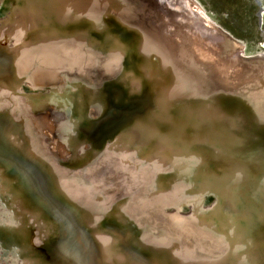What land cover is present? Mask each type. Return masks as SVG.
<instances>
[{
  "label": "bare ground",
  "instance_id": "6f19581e",
  "mask_svg": "<svg viewBox=\"0 0 264 264\" xmlns=\"http://www.w3.org/2000/svg\"><path fill=\"white\" fill-rule=\"evenodd\" d=\"M155 1L0 0V95L23 105L11 113L0 101V140L10 134L11 143L18 136L27 143L0 160V178L14 182L17 197H0V248L9 263L101 264L107 253L116 264H264V77L247 79L259 62L239 57L243 47L222 28L209 31L196 0ZM75 45L91 55L85 69L63 50ZM40 47L60 60L38 59ZM108 51L122 59L112 72L99 64ZM131 52L138 64L128 68ZM148 80L156 92L135 101ZM23 81L33 93L23 95ZM116 133L121 145L101 150ZM49 138L69 156L51 151ZM122 147L127 153L118 156ZM135 150L144 161L131 173L123 163ZM189 153L199 157L198 170ZM36 162L53 176L51 190ZM125 184V197L105 212ZM185 186L191 190L170 203ZM11 200L22 201L18 211ZM29 214L38 218L32 236ZM168 237L182 242L168 247Z\"/></svg>",
  "mask_w": 264,
  "mask_h": 264
},
{
  "label": "rangeland",
  "instance_id": "374dc122",
  "mask_svg": "<svg viewBox=\"0 0 264 264\" xmlns=\"http://www.w3.org/2000/svg\"><path fill=\"white\" fill-rule=\"evenodd\" d=\"M160 1L165 3V4H168V5L173 4L174 2L175 3L177 2V0H160ZM168 1H170L171 3L168 2ZM150 2H152V0H150ZM195 2L198 4L199 7L201 6L200 10L203 11L204 14L207 16V18L210 20L208 22L210 24V26H211V24L219 26L225 32L229 33L231 35V37L234 38L237 41L238 44L237 43H235V44L238 45L239 49L241 47H243V51H244V53L242 55L243 58L249 59V58H252V57H254L256 55V57L252 58L251 60H258V62H259L258 66H255L254 74L251 73L249 76H247V79L248 80H253L255 78H262L260 76L264 77V0H196ZM135 4H136V7H138V3L136 2ZM6 42L11 44L12 43V39L9 38V39H7ZM232 49H234V47L233 46H229L228 50L234 51ZM259 54H261L262 56L261 55L259 56ZM257 55H258V57H257ZM129 56H131L130 59H129ZM249 56H252V57H249ZM247 57H249V58H247ZM251 60H248L247 62H250ZM137 64H138V56H135L134 52H131V54L128 55V57L125 60V65L128 68H130V67L136 66ZM120 67H121V65H120ZM119 68H117V69H119ZM69 75H75V74L74 73H66L64 77H68ZM161 76L162 75L157 76L156 79L157 80L159 79V80L163 81V77H161ZM101 77L103 79H105V78L107 79V78H111L112 76L106 74V75H103ZM88 80L91 81L92 79H88ZM149 80L145 83L146 84V86H145L146 88H144V90L142 91L143 93H141L140 95H138V96H136L134 98L135 101H141V99L144 97V95L146 93V89L147 90H149V88L151 89L150 86L152 85L153 81H149ZM125 88L124 89L122 88L123 90L121 88L120 89H121V91H123L125 93L127 91V89H128L127 85H125ZM20 90L23 93V95H25L26 92L27 93H33L34 92V91H30V89H28L26 87V84L24 83V81L21 82ZM118 91H119V89H118ZM151 91L153 93H155L156 92V88H152ZM0 96H1L0 97V101L4 100L2 102V104H1L2 107H4V108L7 107V109H9L11 111V113L15 109H16V111L17 110L21 111V112L23 111V107H22L23 105H22V103H21V101L19 99L16 102H14V101H11L10 97L7 98V96L5 97L4 95H0ZM149 101L150 100L147 99V101H145V104H148ZM9 105H12V107L9 106ZM17 106H20V110H19V107H17ZM0 109H2V108L0 107ZM56 115L59 116V114H56ZM43 119L45 120V118H42V120ZM44 120H43V124L45 125V123H47L48 125L44 126L42 123H40V124H41L43 129L46 128L48 130V133L51 136L53 134V127L51 126V124L47 120H45V121ZM119 134L120 133L114 134V137L112 138V140H109L107 143L103 144V146H102L103 148L101 147V150L105 151L106 149H110L109 147L115 148L116 146H120L121 145L120 141H117V137H118ZM4 135H5V137L2 140H0V160L6 154H8L9 151H13V152L15 151L14 153H18V152L23 153V152H25L22 149L27 144L26 141L25 142H19V139H21L22 137L19 138V136H18L17 137L18 141L14 139V144H15L14 145L13 143H11V138L12 137H10V134H8V135L4 134ZM44 143L47 146H49L48 148L51 151H56V153L61 154L60 156H63V158H66V157L69 156L68 155L69 153H66L64 151V149L59 148V145H57L58 143H57V141H55V139L52 140V138H49L47 141L45 139ZM60 149H61V151H60ZM126 153H127V148L122 147L121 149H119L118 156H123ZM186 157H187V160L189 161L188 163H190V164L192 163V165L189 164V166H191L194 170L195 169L198 170L199 169V164H200L199 157L197 155H195L194 153H189ZM213 157L214 158L215 157L218 158L219 156L213 155ZM209 159H212V158H209ZM209 159H207V160H209ZM228 159L230 161H233V160L235 161L237 158L234 155H230V157H228ZM143 161H144V158L135 150L134 152H132L130 154V159L128 160V163H123V165H126V167L128 169V172L132 173L133 170L137 169V165H139V163H143ZM249 161L250 160L244 161L243 163L246 164V165H250ZM92 162H93V160L88 161L82 167V170L86 166L91 164ZM214 162H215V160L212 161V163H214ZM36 163L37 164H34L33 166L35 168L38 167V169L41 170V172L42 171L45 172L46 176H45V180H44L43 184L49 190H51V187H52V184H53V176L50 174V172H48V170L45 169L44 166L40 165V163H38V162H36ZM240 165L242 166L243 164H240ZM224 166H226V165H224ZM251 167H255V163H252ZM157 176H159V174H157ZM84 179L86 180V182L88 184H90V185L94 184V180L91 177H89L87 175H84ZM0 180L4 184V187H2L0 189V197L2 199L7 200V201L9 199L16 200L17 197L15 196V192L12 189L13 187H15L14 186L15 185L14 182L10 181L9 179L8 180L10 182H8L6 179H1L0 178ZM190 182H192V181H189V182H181L180 181L179 183L188 184ZM118 184H119V180L117 178H112L109 186L114 188V187H117ZM128 187L129 186H127L125 184L124 188L120 187L114 192L112 200L110 202H108L107 205H106L107 207L105 209V212L107 211V208H109L111 206L112 203H114V202H116L118 200H121V199H123L125 197V194H127V192H128V189H127ZM188 190H191V188L189 186H187V187L185 186L182 189H179V191H177V195L172 198L170 203L175 202L176 199L179 198V194L180 193H184L183 191H188ZM99 193H102V191L100 190ZM88 194L89 193L85 192L84 197L85 198L88 197ZM46 195L49 196L51 194L50 193L49 194L46 193L45 196ZM48 196H46V197L48 199H50L51 201L55 200V198H53L52 195L49 196V197ZM139 197H140V195H139ZM51 198H53V199H51ZM206 200L208 201V203H210L211 202V197H209V196L205 197V201ZM205 201H204V203H205ZM21 202L22 201L19 200V203L18 202L14 203V201L11 200L10 201V206L13 207L12 209L16 212V211H18V208L19 209L21 208ZM170 203H167V204H170ZM164 211L173 212V209L168 207ZM120 212H118V214H120ZM185 212H184L185 217H190L191 216L190 214H188L187 210ZM29 217L32 220L31 223H30L31 236H32L34 234V231L38 227V222H37L38 218L33 217L32 214L31 215L29 214ZM126 220H127V218H126ZM9 228H10V231L13 233V235L15 237H17L18 241H21L22 240V236L20 235V232L17 230L16 226L11 225V226H9ZM83 230L86 231V233L88 232L86 229H83ZM171 238L168 237V241L170 243V245H167L168 247H170L171 244L172 245L173 244H175V245L177 244L178 245L180 242H182V241H178V239H176L174 237H171ZM73 239H75V241H76L79 238H77L76 236H73ZM43 240H41V241H43ZM90 241H91V243L93 242V240H90ZM38 245H39V243H38ZM181 247L179 246L178 252L183 250V247L182 248ZM1 250L2 249L0 248V264H12V262L9 263V261L5 258V257H7V254L5 252L3 253V251H1ZM108 255L109 254H107V253L104 255L103 258H105V256H106V258H105L106 260L103 259L101 264H116V263L113 262L114 258L112 256H110V255L108 256ZM184 257L187 258V259L191 258L189 256L188 252L185 253ZM109 259H111L112 261L109 260Z\"/></svg>",
  "mask_w": 264,
  "mask_h": 264
},
{
  "label": "water",
  "instance_id": "95a60500",
  "mask_svg": "<svg viewBox=\"0 0 264 264\" xmlns=\"http://www.w3.org/2000/svg\"><path fill=\"white\" fill-rule=\"evenodd\" d=\"M157 2H159V0H157V1H155V3H157ZM121 10H127V11H131L132 9L130 8V7H122V6H120L119 7ZM142 8V7H141ZM205 26L206 27H208L209 26V31H213V30H215L216 28H219V26H216V25H212L211 24V26H210V24L207 22L206 24H205ZM198 44V43H197ZM199 45V44H198ZM223 48L225 47V44L223 43ZM85 48H83V49H81L80 47H79V45H75V46H72L71 47V51H68L66 48H64L63 50L66 52V54L68 55V60L69 61H72L71 63H73V61H80L79 63H81V64H78L77 66V68L79 69V70H81V69H85V65L88 63L86 60V57H90L91 55H90V53L88 52V51H83ZM215 50L216 49H213V51L215 52ZM83 51V52H82ZM37 52L38 53H40V55H38L37 56V58L38 59H40V60H47V61H52V62H55V63H57L56 61H58V60H60V56H59V53L58 52H56V51H53L52 49H50V50H48V49H46V50H44L43 48H39L38 50H37ZM22 53V52H21ZM243 53H244V51H243V48H242V50L241 51H238L236 54L239 56V57H242V55H243ZM119 54L120 53H113L112 51H108L107 53H106V57H104V59L103 60H99V64L102 66V70L104 69V71L105 72H112L113 71V69H114V66L115 65H117V64H120V62L122 61V59H121V57L119 56ZM217 54V53H216ZM219 55V54H218ZM26 56H28V55H25V57H24V54L22 53L21 54V60L23 59V58H27ZM46 57V58H45ZM226 59H228V57L226 56ZM225 59V60H226ZM68 60H67V62H68ZM223 60V59H222ZM71 63H67L66 64V66H68L69 64H71ZM131 75H133V74H131ZM137 75V74H136ZM137 79V76H133V82H135V80ZM253 92H259L260 90H258V88L257 89H253L252 90ZM263 93H264V90L262 91ZM263 96H264V94H263ZM71 131H74L73 130V128L71 129ZM177 225L180 227L179 228V231L180 232H183L184 233V231L186 230L185 229V227L183 226V222L182 223H177ZM219 234H221V235H219ZM218 235L219 236H223V235H226V233L224 234V233H219ZM157 239H158V241H161L162 243H166L167 242V237H166V234H160V235H158V237H157ZM202 243H200V245H201ZM185 246V245H184ZM183 246V247H184ZM186 248V247H185Z\"/></svg>",
  "mask_w": 264,
  "mask_h": 264
}]
</instances>
